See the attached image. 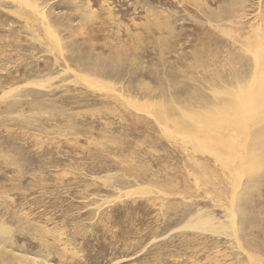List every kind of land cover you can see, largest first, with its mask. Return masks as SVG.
<instances>
[{"label":"rangeland","instance_id":"1","mask_svg":"<svg viewBox=\"0 0 264 264\" xmlns=\"http://www.w3.org/2000/svg\"><path fill=\"white\" fill-rule=\"evenodd\" d=\"M263 80L264 0H0V264H264Z\"/></svg>","mask_w":264,"mask_h":264},{"label":"bare ground","instance_id":"2","mask_svg":"<svg viewBox=\"0 0 264 264\" xmlns=\"http://www.w3.org/2000/svg\"><path fill=\"white\" fill-rule=\"evenodd\" d=\"M254 71H256V69L254 70ZM255 74V73H254ZM264 81V80H263ZM42 85V84H41ZM237 85H239V84H237ZM240 86V85H239ZM238 86V87H239ZM231 95V94H230ZM257 99H258V103H259V108H260V113H264V86H262L259 90H258V92H257ZM257 107V106H256ZM258 108V109H259ZM260 121V120H259ZM261 122V121H260ZM260 126V125H259ZM165 130V129H164ZM174 130H176V129H174ZM168 131V130H167ZM215 131V130H214ZM168 133H170V132H168ZM262 133V131H261V129H255V135H259V134H261ZM231 134V133H230ZM169 135V134H168ZM187 135V134H186ZM221 135V134H220ZM178 136V135H177ZM180 136V135H179ZM189 136V135H188ZM235 136V135H234ZM172 137V136H171ZM182 138H184L183 136H181ZM187 137V136H186ZM191 137V136H190ZM189 137V138H190ZM212 137V136H211ZM173 138V137H172ZM193 139V138H192ZM211 139V138H210ZM210 139H208V140H210ZM226 139V138H225ZM190 140V139H189ZM182 141H184V140H182ZM227 141H228V139H227ZM224 142V141H223ZM229 142V141H228ZM220 161H222V160H220ZM199 220H196L195 222H193V223H187V221H186V223L187 224H185V225H183V228H191V229H198V230H210L212 227L210 226V224H204V225H200V223H197ZM1 259V258H0ZM19 259V258H18ZM23 259V258H22ZM20 260V262H22V260H21V258L19 259ZM19 262V263H20ZM23 262H24V260H23Z\"/></svg>","mask_w":264,"mask_h":264}]
</instances>
